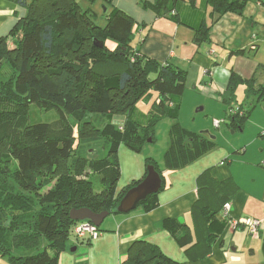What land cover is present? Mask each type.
<instances>
[{
	"label": "trees",
	"instance_id": "1",
	"mask_svg": "<svg viewBox=\"0 0 264 264\" xmlns=\"http://www.w3.org/2000/svg\"><path fill=\"white\" fill-rule=\"evenodd\" d=\"M80 1L15 0L26 13L8 35L0 37V67L6 64L12 70L9 80L0 77V178L6 176L8 182H13L3 188L0 179V256L6 257L9 264H58V253L66 247L68 233L76 224L69 218L70 209L86 207L94 212L119 213V200L143 179L148 165H153L161 177L160 192L165 185L163 169H179L215 146L205 134L182 129L175 123L169 130L161 165L146 158L143 177L116 193L120 175L116 144L121 141L138 152L148 139L155 140L153 127L159 118L178 117L186 71L142 54L140 46L133 43V18L113 6L112 0L102 5V25L95 22L96 15L90 8H82ZM246 1L207 3L220 16L225 12L241 14ZM177 2L156 0L145 5L157 14H167L175 23L185 24L175 11ZM193 30L195 44L208 40L210 26L205 22ZM13 37V47L8 49L6 41ZM108 40L115 43L112 50L105 44ZM261 75L262 64L249 78L231 71L226 88L218 94L228 108L233 129L243 127L256 105L264 110ZM240 86L244 98L238 103L236 92ZM141 101L149 108L147 113L138 107ZM32 105L56 110L59 120L55 125L60 127L45 122L30 124L27 113ZM88 114L99 116L103 123L97 125L94 117L87 120ZM67 115L76 123L75 132ZM17 118L22 128L20 135L13 137L10 128ZM120 118L122 130L115 124ZM98 143L107 150L105 156L96 157L97 149L91 148ZM11 164L14 172L8 171ZM90 171L100 178L99 192L94 191ZM43 173L57 178L45 194L40 190L50 181L43 178ZM157 194L147 196L137 207L154 208ZM226 202L215 211L203 213L208 246L228 223L221 214ZM164 226L180 245L189 242L186 225L167 218ZM121 264L178 263L154 245L137 240Z\"/></svg>",
	"mask_w": 264,
	"mask_h": 264
},
{
	"label": "crops",
	"instance_id": "2",
	"mask_svg": "<svg viewBox=\"0 0 264 264\" xmlns=\"http://www.w3.org/2000/svg\"><path fill=\"white\" fill-rule=\"evenodd\" d=\"M97 1L103 5L106 0ZM155 1L112 0V5L133 18V43L140 46L142 54L186 71L185 87L194 88L198 81H207L209 89L219 94L226 88L231 71L249 78L257 65H264V0H247L241 14L225 12L220 16L212 12L207 0H178L175 11L185 24L175 23L167 14L160 15L152 7H146L145 3ZM25 13L15 0H0V37L8 35ZM203 22L210 26L208 40L197 45L193 27ZM105 44L111 50L115 47L110 40ZM259 77L264 79L262 75ZM202 134L209 137L206 132ZM261 145L264 151L262 141ZM214 148L179 169H163L165 185L158 191L154 208L136 207L129 213H110L103 220L104 225L99 226L98 237L85 240L89 246L82 264H121L137 240L154 245L178 264H264V225L257 235L233 226V221L245 217L264 222V156L259 166L246 162L247 166H253L251 171H245L253 174L247 180V174L233 173L226 158L229 153ZM144 173V162L127 171L120 190L141 179ZM225 201L230 202L228 223L208 246L203 213L219 209ZM167 218L187 226L189 242L184 245L177 242L164 226ZM0 264L9 262L0 256Z\"/></svg>",
	"mask_w": 264,
	"mask_h": 264
},
{
	"label": "rangeland",
	"instance_id": "3",
	"mask_svg": "<svg viewBox=\"0 0 264 264\" xmlns=\"http://www.w3.org/2000/svg\"><path fill=\"white\" fill-rule=\"evenodd\" d=\"M80 4L84 9L90 8L92 13L96 15L95 22L98 25H102L103 20L101 14L104 7L99 4V1L89 3L86 0H81ZM13 41L14 37L7 39L6 44L8 49L13 47ZM0 77L4 80H9L12 77V70L9 69L8 65L3 64L0 67ZM236 98L238 103L243 102L244 97L241 86L236 92ZM145 105V101H141L138 107L143 110L144 113H147L149 108ZM200 108L203 109L201 110ZM10 109L11 111L14 109V105L12 103ZM27 114L30 124L45 122L52 124V126L55 128L60 127L55 125L57 123L56 121L59 120V113L54 109L45 111L35 105H32L30 106ZM228 115L229 113L227 106L222 103L218 94H215L213 90L209 89L207 81L204 83L198 81L194 88L185 87L180 100L178 117L176 119L166 116L159 118L153 127L155 138L153 142H147L138 152L130 150L121 141L116 144L115 154L118 160L120 171L119 179L116 183V190H120V188L123 186L127 171H131L137 165L143 163L146 158H151L157 162L159 166L161 165L162 155L169 141L168 133L175 123H178L180 128H186L192 132L202 133L206 131L208 136L213 138L215 141L216 147L214 149H216L217 152L225 151L229 153L226 158L228 159V162H230L233 173H238L240 175L243 174V176H245L247 174L245 172L246 170L250 169L251 171V169H253V166H247L248 164L246 162H250L255 166H259L258 164L262 161V157L264 156V151L260 149L262 146L261 141L264 147V137H261V134L264 133V111L261 105H256L251 110L249 117L246 119L243 129H233L230 127ZM67 117L73 124L72 126L75 132L77 129L76 123L70 115H67ZM93 117L95 118L97 125L100 126L103 123L99 116L95 117L94 114H88L86 118L87 120H92ZM214 119L222 120L219 128L212 126V121ZM19 120L20 119L17 118L16 125L11 126L10 128L11 133L14 134L12 135L13 137L20 135L22 126L21 124L17 125ZM19 122L21 123V121ZM115 124H119L118 127L121 125L119 128L120 130L124 128L122 118L116 120ZM100 147V143L93 144L91 146V148L97 149L96 157H102L107 154V150L104 151ZM244 150H246L245 153L242 152ZM121 170H123L122 176ZM8 171L14 172L13 164L10 165ZM249 173L245 176L247 180L249 179V175H253L251 172ZM43 175V178L48 179L50 182L42 190H40L41 194L47 193L54 186L57 179L49 173H43ZM88 177L93 182L94 191L99 192L101 190V183L98 175L90 171ZM0 179L2 181L1 184L3 185V188H7L6 186L10 187L9 183H13L8 182L9 178L6 176H3ZM15 189L17 190L18 188ZM253 189L256 188L254 187L252 190ZM28 222H30V219ZM101 225L104 224L102 223ZM97 230L99 232V227H97ZM86 238L87 237L78 238L70 230L68 233L66 247L58 253V264H82L85 258L84 254L86 248L89 246L85 242ZM72 247L75 249L71 250ZM7 260L8 259L5 257V261Z\"/></svg>",
	"mask_w": 264,
	"mask_h": 264
},
{
	"label": "water",
	"instance_id": "4",
	"mask_svg": "<svg viewBox=\"0 0 264 264\" xmlns=\"http://www.w3.org/2000/svg\"><path fill=\"white\" fill-rule=\"evenodd\" d=\"M102 45L99 43V46ZM206 132V131H205ZM150 142V139L147 140ZM146 175L135 186L129 188L119 200L116 211L119 213H129L134 210L147 196L157 193L161 188L162 180L153 165H148ZM110 214L109 211L94 212L86 207L73 208L69 211V218L73 221H90L99 227L103 220ZM75 248L72 247L71 250Z\"/></svg>",
	"mask_w": 264,
	"mask_h": 264
},
{
	"label": "built area",
	"instance_id": "5",
	"mask_svg": "<svg viewBox=\"0 0 264 264\" xmlns=\"http://www.w3.org/2000/svg\"><path fill=\"white\" fill-rule=\"evenodd\" d=\"M222 121L218 119L213 120V125L218 127ZM121 127V126H120ZM119 127V128H120ZM230 210V202H226L223 204L221 214L224 217H227ZM264 222L260 219L255 218H239L233 221L234 227H244L247 229L250 235H257L262 229ZM73 233L78 238L87 237L91 240L96 239L100 232H98L97 227L93 225L90 221L84 220L76 222L73 226Z\"/></svg>",
	"mask_w": 264,
	"mask_h": 264
}]
</instances>
